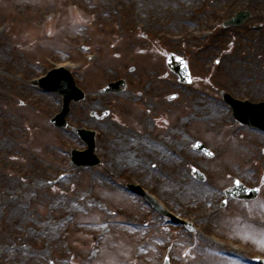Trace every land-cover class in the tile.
Returning a JSON list of instances; mask_svg holds the SVG:
<instances>
[{
	"label": "rangeland",
	"instance_id": "obj_1",
	"mask_svg": "<svg viewBox=\"0 0 264 264\" xmlns=\"http://www.w3.org/2000/svg\"><path fill=\"white\" fill-rule=\"evenodd\" d=\"M258 1L264 6V0ZM249 2L0 0V48L5 49L0 52V141L6 124L16 135L13 150L4 153L0 149V188L7 184L18 191L19 183L20 189H28L20 195L24 197L20 211L24 218L16 215L12 226L5 228L1 219L6 212L1 210L0 237L11 232L28 237L22 245L23 262L18 264H163L167 256L171 264H246L244 256L253 260L264 256L260 243L264 238V139L242 130L220 93L226 89L238 98L244 96L243 87L237 86L240 56L254 51L247 48L246 41L229 46L222 29L215 31L214 40L208 38V31L221 27L236 12L252 9ZM177 36L186 39L179 42ZM82 45L90 47L85 51ZM260 45L264 48L262 35ZM106 46L109 48L104 49ZM171 52L187 56L195 76L192 86L173 87L179 84L164 60ZM217 58L221 63L213 66ZM69 62L78 66L73 72L87 93L84 102L72 103L71 124L98 129L92 113L111 112L106 121L117 141L110 149L98 150L102 164L96 168H77L71 163V151L85 144L74 133L51 124L62 99L30 84L33 78ZM130 67L137 71L130 72ZM118 78L128 79V92L101 94L102 86ZM136 86L152 87L144 91V101L128 104L130 95L142 90ZM174 94L179 98L171 102ZM204 102L215 106L217 116L226 120L220 135L218 130H208ZM149 120H156L153 137L167 134L179 145L175 168L182 167L188 181L206 184L192 176L193 166L206 174L216 192L210 196L213 204L218 206L224 199L218 191L239 178L248 186L261 187L260 206L255 202L254 211H249L228 200L225 209L218 206L214 217L204 220L195 214L200 203L193 207L191 200L176 198V194L160 197L163 184L159 181L168 180L148 176L141 161V169L132 172L117 150L131 152V158L137 156L130 148L131 126L136 129L140 122L144 130L153 125ZM197 140L211 148L215 158L194 152ZM148 151L147 146L141 154L144 163ZM175 179L176 184L182 182L181 173ZM129 181L142 183L168 209L196 222L198 230L188 232L181 225H169L144 199L123 190L121 183ZM5 195L0 193V201ZM67 203L73 206L69 215ZM103 216L108 217L110 227L100 223ZM130 218L138 220L130 224ZM48 225L58 231L55 244L48 245L43 235L42 228ZM17 245L13 243V247ZM235 249L242 252L243 260L233 257ZM10 254L16 256L14 251ZM0 264H8L2 251Z\"/></svg>",
	"mask_w": 264,
	"mask_h": 264
},
{
	"label": "bare ground",
	"instance_id": "obj_2",
	"mask_svg": "<svg viewBox=\"0 0 264 264\" xmlns=\"http://www.w3.org/2000/svg\"><path fill=\"white\" fill-rule=\"evenodd\" d=\"M173 15V14H172ZM132 17H135L133 14ZM137 18V17H136ZM1 37V35H0ZM4 48H0V52H4ZM206 99L205 101H207ZM205 110L203 111V119L207 121L209 124L208 127H210L208 130L211 133H214L217 130H222L225 128V123L226 120L223 119L221 116H217V108L215 106H210L206 102H204ZM191 115L190 113L186 115L188 117ZM185 117H183L184 119ZM187 119V118H186ZM185 121V120H184ZM17 131V130H16ZM15 132V129H14ZM18 132V131H17ZM2 134V139L0 141V149L6 153L9 150H13L11 148L13 144L16 142V135L13 133V128L6 124L4 126V129L1 132ZM150 151L148 155H146L147 161L145 162V170L146 174L150 177H157V176H166L169 179L168 180H173L175 179L176 175L178 176L179 173H181L182 177V182L180 183H174L173 181H159L163 186L159 187L160 192L159 196L160 197H165L167 195H172L176 194V198H180L182 200H186L189 202L191 200V204L197 205L200 203L199 206H196V215H199L202 217V219H212L214 217L215 213V205L211 202L210 196L214 194V189L212 188L213 185L210 183H207L205 185H196L195 182L188 181L187 179L189 178L188 175L185 173L184 170L181 169H176L175 167L178 166L179 164V145H175V143H172V140L167 136L163 138L160 141L159 147H148ZM153 149H156L155 151H152ZM119 151V159L121 158L124 162H126V166L132 170H136L139 168V162L134 161L133 158H131V154L125 150V149H118ZM186 155L188 156L189 153L187 152ZM184 158V157H183ZM189 158V157H188ZM186 160V158H185ZM156 165L157 167L153 169L151 166ZM157 182V181H156ZM192 182V183H191ZM19 183L17 184L18 186V191L16 189H13L12 186L9 185H4L3 188H0V193L4 191L5 199L0 201V212L1 210H4L6 214L4 217L1 219L3 223L5 224V228H8L9 225L12 226V222L16 219V215H20L21 218H24V215L20 213V211L23 209V202H24V197H20L21 194H24L25 191L28 189H20L19 188ZM172 185L173 187H171ZM15 194L16 196H14ZM194 198L193 200L191 198ZM22 198V199H21ZM197 203V204H195ZM67 214L73 212V206L72 203H67ZM112 215H116L115 212H113ZM63 218V217H62ZM66 220V218H63ZM132 222L137 221L138 219L130 218ZM101 224L105 223V226L110 227V221H108V217L103 216L101 218ZM46 230V231H45ZM42 232L44 237L47 238V244H55L56 242L59 241L58 237V231L53 230V228L48 225V227L45 229L42 228ZM104 235L106 232L103 233ZM28 238L25 236V234H13L7 233L6 237H0V251H2V254L8 256V264H18L23 262V257L25 254V251L22 248V245L24 243V240ZM19 243L16 247H13V243ZM16 252V256L13 257L10 253L11 252Z\"/></svg>",
	"mask_w": 264,
	"mask_h": 264
},
{
	"label": "water",
	"instance_id": "obj_3",
	"mask_svg": "<svg viewBox=\"0 0 264 264\" xmlns=\"http://www.w3.org/2000/svg\"><path fill=\"white\" fill-rule=\"evenodd\" d=\"M248 17V14L246 12L239 13L236 18H234L230 24L233 25H240L246 18ZM181 64L180 61L177 62V59L172 57L169 59V65L174 68L175 71H178V73L183 77V81L189 82V74L187 70V65L185 63H182L180 67L177 66V64ZM42 88H44L46 91L56 92L60 95L64 96V108L63 112L59 114L54 120L53 123L58 126H65L66 125V116L70 111V103L71 101H80L85 98V94L80 90L72 77V74L69 71H66L65 69L61 70H54L49 74L47 78H44L42 81H39ZM123 82L112 84L109 88H107L105 91H116V88L118 86L123 85ZM226 100L231 103L236 110V117L238 120H241L243 118L242 112H241V103L237 100H234L229 95L226 96ZM80 135L83 136L85 139H87L89 143V151L85 153H78L74 152V159L75 162L78 165H96L99 163V159L94 154L95 150V141H94V133L92 132H80ZM196 147L203 149L204 151H207L202 144H198ZM199 178H204L200 173H198ZM234 196L243 197V198H250L255 197L256 193H253L249 196H246L241 188H235L234 189ZM152 201V200H151ZM166 264H169L168 260Z\"/></svg>",
	"mask_w": 264,
	"mask_h": 264
},
{
	"label": "flooded vegetation",
	"instance_id": "obj_4",
	"mask_svg": "<svg viewBox=\"0 0 264 264\" xmlns=\"http://www.w3.org/2000/svg\"><path fill=\"white\" fill-rule=\"evenodd\" d=\"M252 5L257 8V10L260 8V6H262L260 3H253ZM258 16H261V14L258 13ZM228 35L230 37L235 36L239 38V41H246V43H248L247 48L250 49V51H254V53H250L249 56L246 54L240 56L241 78L239 86H243L242 92L244 93V99H250L254 102H264V48H262V45H260L261 35L264 37V18L258 17L256 19H251L241 26L237 31L229 32ZM243 44H241V46H243ZM254 47L255 49H253ZM143 87L149 88L150 86ZM134 101H141V99H137L134 96H130L128 98V104H131ZM261 112L262 108L258 113L261 114ZM138 123V125L142 127L143 124L140 122ZM155 127L156 125L153 123L152 128L154 129ZM105 128L103 131L107 136L109 135V129H107L108 127L106 126ZM245 129L249 130L250 132L257 133L260 135V138H264V131L261 129L252 128L249 126H245ZM107 145L109 146L110 143ZM136 148L138 150H143L144 147L138 146Z\"/></svg>",
	"mask_w": 264,
	"mask_h": 264
},
{
	"label": "snow or ice",
	"instance_id": "obj_5",
	"mask_svg": "<svg viewBox=\"0 0 264 264\" xmlns=\"http://www.w3.org/2000/svg\"><path fill=\"white\" fill-rule=\"evenodd\" d=\"M208 155H213V154L211 152H209ZM235 183L239 185L240 184V181L239 180H236ZM256 191H259V189H256ZM224 203L227 204V201H225ZM260 243L264 244V238H262L260 240ZM188 254H189L188 252H185V255H188Z\"/></svg>",
	"mask_w": 264,
	"mask_h": 264
}]
</instances>
